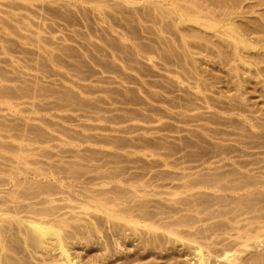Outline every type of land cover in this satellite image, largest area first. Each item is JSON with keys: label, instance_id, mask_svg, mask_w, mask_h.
Returning <instances> with one entry per match:
<instances>
[{"label": "rangeland", "instance_id": "1", "mask_svg": "<svg viewBox=\"0 0 264 264\" xmlns=\"http://www.w3.org/2000/svg\"><path fill=\"white\" fill-rule=\"evenodd\" d=\"M52 1H54V3ZM102 1L104 2V0ZM113 1L114 0H105V4H107L108 6H105V8L103 6L104 9L103 8L102 9L103 10L106 9L104 12L107 14L106 17L104 13L100 14L98 12L97 14V12H95L93 7H91L92 4L82 6L76 3H71L72 6L71 8L70 4H68V7L66 6L67 3L65 2V0L63 1L60 0V2L58 0L57 1L56 0H41V1L40 0L38 1L0 0V200H2L1 201L2 203L0 202V205L2 204L1 208L2 209L4 208V210H6L5 208L7 207H8L7 209H9V206L11 208L15 204L14 201H17L16 200L17 197L19 195L22 196L24 193L26 194V192L27 193L29 192L30 196L32 195L35 196V194L37 193L36 188L37 187L39 188L40 185H42V188L40 189H43V187L46 189L47 187L50 188L52 191L49 189L48 191H51V193L53 194L51 196L52 198L49 197V199L56 200V201L54 200L56 203L53 202L51 203L52 206L57 207L58 205L57 207L58 211L59 209H61L60 212H58V214L59 215L61 213L64 214V215L61 214L62 217L61 216L60 217L62 219L64 218L67 219V217L69 216L67 221L70 220L71 222L70 221L68 222L70 224L73 221H77V222H73L74 225L72 224L71 227L67 228L65 230L66 232H64V234L68 233L66 234V237L68 235L71 237L67 239L65 238L66 240L65 246H67L68 248L67 251L70 254V257L73 258V261L74 260L76 261V264H128V263L130 264H197L198 256L195 257L196 255L195 250L193 249V246H191V244L192 245L194 244V247H196V244L203 247L207 246L206 248L208 249L201 247L205 257L207 258L208 256L209 259L212 261L211 263L204 261L206 264H217L216 262H219L220 260L214 258L213 259L215 260L214 263L213 260L211 259V257L213 256L211 254L212 253L222 254L223 252L222 249H224L225 247L226 249H228V251L225 249L226 251L225 253L228 256H231L233 254L236 255L237 251H241L240 253H237V255L239 254L241 256L242 259L241 258L240 259L242 261L244 259L245 261V263L244 261L243 262L241 261L242 262L241 263L237 259L238 262H240L241 264L243 263L246 264L249 258H250L249 261H251L249 263L251 264L252 263L257 264L259 260L260 263L262 264V260L260 259V257L261 258L264 257L263 256L264 255V239H263L264 222H261L262 221L261 219H264V185L261 186V184H263L264 182L263 181L264 180V77H263L264 63L260 62L259 58L260 57L264 58V51L262 50L264 46V40H262L263 37H261L258 33L257 34L253 33V35L252 33L250 34L248 33L250 35V38H252L251 40H254V44H253V42H251L249 38L250 40L249 42L252 43L251 46L252 45L255 46L250 47L249 45L247 50H241L239 52L240 56L242 57V61L244 60V62L242 61L239 62L238 60H234L233 58H231L232 56L230 55V53H228V55H226L227 53H225L222 57L220 56V58H218L215 54L216 51L214 49L216 48L215 45L219 46L220 43L227 44L228 42L226 43V39L223 38L221 40L218 39V37H216L214 34L213 36L212 32H204L205 33L204 35V33L200 31L202 33L201 35L202 36L204 35L205 37V38L203 37V39L208 41V43L207 44L204 43L206 45H204V47H199V48L204 49L207 47L206 48L207 50L209 47L207 51L201 52L202 50L201 49L199 50L197 47L200 46V43L202 44V42H205V40H201L202 42H200L199 45L197 43L196 45L193 46L196 48L193 47L190 48V53H192L191 55L194 58L192 56L191 57L195 61H197L195 62L196 65L193 62L194 64L193 67L197 69L195 72L199 73V75L203 73V75H201L203 77V80L206 77L205 78L206 85L203 83L204 81H202V77L201 78L198 77L201 79L200 81L203 84L201 86L205 88L207 87L206 89L208 91L207 92L204 91V93L208 97L211 96L212 99H210V103L214 104L215 102L216 103L220 102L219 104L222 105L220 106L217 103V106H219V110H218L220 111L219 113L217 111V108L210 107L211 105L209 104V102H207L208 98H206L207 101L203 99V96L204 98L207 97L205 96V94L200 93L201 96L200 97L199 94H194L195 92L193 93L194 88H192L193 91H191V87L188 86L189 85L188 83L193 84V86L191 84L190 85L194 87L195 85V82H193L195 81L194 79L190 78L189 80L187 78L188 80L186 79L187 82L186 80L185 82L188 85L184 81H183L184 83H182L179 81L180 79L176 77L173 78L174 75L171 74L172 75L171 76L168 73H166L165 69L167 68V66L165 63L163 64L161 63L163 61L159 60V62L157 63V59L155 60L153 58L152 62L155 61V63L157 64L160 63L162 64V65H156L158 67L153 68L155 67V65L153 66L151 61L149 62L152 65L149 62H147V60L145 61L143 59L145 55L143 56V54L141 53L142 56H140L141 54H138L133 50V45H135L133 44V42L135 40L134 43H137V45L142 44V47H144L145 45H149L150 47H152L151 50L156 49L155 51L153 50L155 54L161 52L162 49L159 50L161 46L163 47V51L166 49V47L168 51L174 47L175 49L173 48V50L175 52L173 50H171V52L172 53L174 52L175 54L176 51L178 50V47L176 46H180V47L182 46L180 45L181 42H179L178 44V41L180 40V35L179 36L177 35L179 34L177 30L178 26L176 30L175 28L172 27L173 31L175 30L174 31L175 33L172 31V29L169 31L171 32L170 33L171 36L174 35L176 38L179 37L177 38V40L178 39L179 40L178 41L176 40L177 41L176 42L173 36L172 39L174 40L173 41L174 43H172L171 45L172 42L171 37L166 35L168 32L166 30L167 29L166 26L168 25L166 24L169 19L167 21L165 19L164 22H163L164 19L163 20L158 19L161 22H157V24L155 22L158 20H155V22L150 21L151 22L150 23L148 19L149 16L151 17V15L148 16L149 13L147 12H146L147 14L144 13L145 9L142 8L144 7L143 3L139 1L140 6L138 3L135 4V5L138 4L137 6L135 5L132 6L134 7V9H136L137 12L141 8L140 11L142 12L143 10L142 13L146 16L145 19L148 17L145 22L143 20L144 23L142 27V23H141L142 20L141 22H139L140 20L138 21L139 18L137 17L139 13L138 14L135 13L136 11L132 10L133 9L132 6H129L132 7L130 8L131 10H129V7L125 6L127 8L126 9L122 7L124 6L123 3L121 4L120 1L116 0L118 1L116 2L118 6L119 3L120 5H122L121 8H117L118 11L119 10L121 11L117 14L118 11L114 9L115 7L113 6V5L116 6V4L115 2L113 3ZM256 1L257 0H244L242 2L239 1L240 3H242V5H246L247 8L243 6L244 9H242L243 8L241 7L242 5L240 6V8H238L239 10L241 9L240 12L242 15L240 14V12L238 15L237 11L239 10L235 9L236 11H233L235 12L233 13V15L236 14L237 16L234 15V19L232 18L233 16H230V18H232V21L236 20V22L234 21V23L236 24L241 22L239 23L241 25L240 27H244L242 26L243 22L247 24L248 21L247 22L245 21L249 20V23L251 22L253 23V19H254V24L258 25V26L256 25V28L258 29L259 27L262 26L263 28L261 27L259 31L264 30V21L259 22V20H261L262 18L264 19V15H262L261 17V14H264V5H263L264 1L262 0L263 2L262 4L259 3L261 1L257 2V4L259 5L256 4H255L256 6L253 5L254 8L248 6L253 3H256ZM240 3L236 2L237 6L240 5ZM72 4H74L75 6ZM237 6H235V8ZM109 7H111L110 8L111 10L109 9ZM83 8H85V11L83 10ZM248 8L249 9L253 8L254 10L253 11L250 10L252 12L248 13L250 12ZM81 9L83 11H81ZM122 9L124 10L122 11ZM115 10L117 12H115ZM242 10H244L245 14H243ZM130 11H131V16H129L130 17L129 18L127 15L129 14ZM124 12L126 14H124ZM132 13L135 15V17H137V20ZM108 14L110 15L109 19H108ZM140 14L139 17L143 19L144 16ZM114 16L118 21L115 19ZM132 17L134 18L133 20L135 21L129 20ZM98 18L99 20L104 19L106 22L112 19L113 22L103 23L102 22L103 20L99 21ZM76 19L77 21H75ZM81 19L84 20L82 21ZM86 21H88L89 25L86 23ZM131 21H133V23ZM136 22L137 24H135ZM162 22L164 23L163 24L164 26L166 25L164 27L166 29L165 30L163 29L166 32L163 31L162 33L163 36L161 34V38L164 39V36H166L167 39H169L171 42L170 44L169 42L164 43V41H166L167 39H165L164 41H161L162 40L161 39L159 41L162 43L159 42L160 43L159 45L158 43L156 44L157 48L159 46V49H157L156 46L155 47L151 46V44L154 45L155 42L151 44L150 42L156 41L160 37L161 32L160 31L158 32L157 29L159 30L160 27L158 28V26ZM126 23L128 25H126ZM129 23H131V25ZM249 23L248 26L246 25L248 29H250L249 28L250 25L251 28L252 27L255 28V26H252V23L251 24ZM111 24L115 26L113 27ZM150 24H154V25L156 24L157 25L155 26L156 29L153 25H152L153 27L151 28ZM192 26L193 25H190V27L188 25L187 26L180 25L179 27L181 29L180 28L178 29L184 32L186 30H190L195 27ZM120 28L121 29L123 28V30H125L124 32L126 33H122L123 30L117 31V30H121ZM160 29H162V27ZM146 31L147 33H145ZM259 31H255V32H259ZM118 32L119 34L122 33V35L119 36V34H117ZM154 32L157 34H155ZM128 33L130 37L132 36L130 39L131 41L128 39V36H125V38L127 37V39L124 42L120 43V40L123 41L121 37L124 36V34L126 35ZM117 35L119 36V38ZM154 35L155 36L158 35V38L157 36L155 37ZM113 39H117L119 43L117 42V40H113ZM151 39L153 40L150 41ZM186 40L188 43H190V41L191 43L193 42L192 38H189L187 36H186ZM197 40L198 39H194V42H198ZM131 42L133 45L131 44ZM109 43L111 47L112 45L113 46L116 45L115 47L118 49V51H120L121 48L122 49L125 48L124 50L121 51L123 55L120 54V52L118 53L116 48H115L116 50L109 48L107 46L109 45ZM123 43H125V45ZM163 43L164 45H162ZM165 44L166 45L169 44V46L171 45V47L165 46ZM193 44L195 43H192L191 46ZM106 46L109 48V50L111 49L117 52L116 57L118 54H120L118 57L121 58L126 57L125 59L122 58L124 59V61H121L120 63L119 61L120 58L118 60V57L117 58L115 57L114 59H112L113 60L112 61L109 56L111 55V52H109ZM201 46H203V44ZM98 47L102 49L104 52L98 49ZM145 47L144 49L149 50L147 46ZM129 48H131L133 52ZM166 51L161 53L167 54L168 52ZM195 51L198 53V55L197 53H195ZM198 51H200L201 53ZM124 52H127V54H125ZM153 52H151V55L154 56L155 54ZM134 53H136V55H134L133 58L132 56ZM193 53L195 54V56ZM135 58L139 60H136ZM155 58H157V55ZM131 59L134 60L132 61ZM122 62L128 63L126 64L127 69H125L124 67L125 63L122 66ZM130 62L132 63V65L135 66V68L137 65L142 70L139 67L138 68L140 70L138 68L135 69ZM134 62H137V64H134ZM129 64L136 71H133L134 69H131L132 71H128V69L131 68L128 66ZM164 64H165V68L163 67L162 69L160 67L162 70L160 69L158 70L159 66H164ZM119 65L121 66V68ZM145 66H147V69L145 68ZM235 67L237 68L238 71L236 72L237 78L233 73V68ZM188 68L189 67H187V73L190 74ZM118 69H121V71L120 70L118 71ZM143 69L148 70L146 72H149V74L151 72L152 73L154 72L153 76L151 75L152 77L149 74L148 77L146 74L147 76L146 78L148 80L144 79L153 82L152 84L150 82H146L154 86L153 88L152 86L148 87L150 85H144L146 84L144 83V81L142 83V79L144 78V76L143 78H139V79L137 78V77H141L140 75L138 76V74L139 71L142 74V71H144ZM152 69L154 70L150 71ZM199 70L201 72H199ZM157 72L158 75H156ZM192 72L193 71H191V73ZM118 74H120L121 76ZM126 74L135 77L133 79H130V81L135 79L141 80L140 82L143 85L141 83H138L139 81H136V83L138 85L140 84L141 87L140 86L138 87L137 84H132L135 81L124 83L126 81H129V79L125 80V78L128 77ZM125 75L126 77H124ZM163 75L164 78L166 77L167 79H164ZM119 76L123 78L124 81L123 79L121 80ZM168 77L169 78L172 77L170 79L172 81H169ZM192 77L195 76L193 75ZM218 77H220V79ZM224 79L226 80L228 79L230 81L227 80L226 83ZM165 80H168L167 82L169 84L173 82V84L175 85L176 83L177 86L175 87L173 86L171 87L172 88L171 89L170 88L171 85H169L168 88H170V90H168V92L166 93L167 82H164ZM155 82L156 83L158 82V84H155ZM160 82L164 84V85L162 84L163 87H161V89L159 88ZM177 83H179L180 85ZM208 84L209 87L211 86L210 89H208L209 88ZM155 85L157 86L155 87ZM142 87L145 88L143 89ZM186 89L189 93L192 92L194 95H198V96L192 97L194 95L192 93L188 94ZM172 91H173V95H172ZM183 91L186 92L184 93ZM150 92L154 93V95L153 94L152 95L156 97L157 94L160 95L162 98H163L162 95H164L163 99H166L168 96L167 99L169 102H170L169 97L174 98V96H176L174 99L176 100L177 104H178L177 101L178 99L185 98V101L188 99L189 102L186 101V104L184 99L183 100L181 99V101L179 100V103H184L183 105L185 107L187 106V102H188L190 103L192 108L193 104L191 103L192 101H194L196 97L200 98V100H202L203 103L196 98L195 101L193 102L195 104V106L193 107L198 108L200 106L199 109L194 108L191 110V108H188L190 107V105L188 104L189 106H187L186 108L190 109L191 111H188V109H186L187 111L183 109L184 112L179 114L177 108L176 111L174 110L175 105L173 106L169 105L173 108L172 109L171 107L167 106L168 104L166 105L165 101L167 100L163 101V99L160 100L161 102L160 105L158 102L159 100L158 101L156 100L160 97L157 98L155 97L156 99H154L152 95L149 96L151 94ZM163 92H165L166 94H164ZM147 94L152 99L149 100ZM144 95L146 96L144 97ZM186 96H188V98H186ZM190 98L192 101H190ZM153 99L156 100L157 103H155ZM214 99L215 100L217 99V101H215ZM240 99L243 101L241 103H238ZM175 100L173 102H175ZM213 100L215 102H213ZM150 101L151 103H149ZM162 101L165 105H162L163 104ZM204 101H206L207 103ZM173 102L171 101V104ZM230 102L232 103L231 105L234 104L233 106H231L232 109L234 108V106L237 107V108L235 107L236 109L242 108L243 111H245L244 115L242 109L241 112L240 110H236L230 112L226 111V113H223V110L221 109L226 108V106L227 109L225 110L231 109ZM204 103H206L205 105L208 106L205 107ZM225 103L227 105H225ZM237 103L240 106H243L244 108L239 107ZM177 104L176 107L178 106L179 108V105ZM213 104L212 106H214ZM183 105H181V107ZM150 106L151 108H149ZM153 106L155 107V109ZM163 107L165 109H163ZM167 107H169L170 109L167 110ZM152 108L154 109V111H159V109H161L160 110L161 112L160 113L155 112L158 115L156 114L154 115L152 114L153 113ZM207 108L208 110H206ZM171 110L173 112L175 111L176 113H178L177 115L179 116H183L182 114L187 115L185 116V119H183L184 116L182 118L178 117V119L184 120L183 121L184 124L182 122L181 124L180 121L179 122L177 121L178 120L176 119L177 117H174L176 113L174 115L171 114L172 112ZM183 110L180 109V112ZM149 111L150 112L152 111V113L150 114ZM168 111H170L169 114L167 113ZM201 111L202 114H200L199 116V114L197 113L199 112L201 113ZM235 112L236 115L234 114ZM237 112H240L241 115ZM193 113L194 115H192ZM205 113L209 114L208 117L210 120L206 119L205 121V118H207V114ZM237 114H239V116H237ZM170 115L172 116V118H170L171 117ZM193 116L195 119L192 118ZM227 116H229L230 119ZM247 116L250 117L247 118ZM173 117L175 118L176 121H174ZM188 117H190L193 121L190 118L188 119ZM197 117H199L198 118L199 120L197 119ZM201 117L203 119L200 120ZM212 118H213V122L215 120V123L211 122ZM222 118L223 120L227 118L229 121L225 119L226 121L225 123V121H223ZM250 118L251 119L253 118L252 119L253 121H250L251 120ZM185 120L187 122L186 124H185ZM207 121H209L210 123L208 122L209 124H207L206 123ZM257 123L259 124L261 123L260 126L262 127L260 126L258 127ZM223 124H225V126ZM205 126H208L207 127L208 130L205 128ZM209 127H211V129ZM212 127L213 128L215 127L214 128L215 130H213ZM206 131L208 132V134ZM218 133H220L221 135ZM209 134L211 135L209 136ZM215 134L216 135L218 134L221 137L216 136ZM222 151L224 154L226 153L225 155L228 158L222 153ZM45 173L53 174L54 176L43 177L42 174ZM228 175H230L229 178ZM52 178H55L56 180ZM225 178H227L228 180ZM230 178L232 179L231 181ZM240 178L242 180H239ZM254 178L255 179L258 178L257 180L258 181L260 180L259 181L260 183H258L257 180H256L257 182H254L255 181ZM217 179L218 180L221 179V180L218 181ZM250 179L253 185L252 183H250ZM253 179L254 181H252ZM215 180L217 183L213 182ZM232 181L235 183H233ZM261 181L263 182L261 183ZM33 182L34 183L36 182L37 184H34ZM229 182L230 185L228 186ZM44 183L47 185V187L43 185ZM201 183H203L204 185ZM257 183L260 185H258ZM207 184L209 185L211 184L212 186L211 185L207 186ZM235 184L238 185L237 188L235 187V190L236 189L237 190L232 191L234 189V187L232 188V186L233 185L236 186ZM225 185L228 188L225 187ZM216 187L217 188L222 187L221 189L218 188L220 192L215 190ZM229 188H231L232 190H230ZM114 189L117 192L119 191V193H117L116 191L114 192ZM133 189H136V191ZM225 189L226 191H224ZM105 191L107 192L106 194L104 193ZM111 191L113 192L110 193ZM244 191L245 192L247 191V193H245ZM250 191L252 192L255 191V195H252ZM256 192L258 193V195ZM113 193H115L114 197L112 196L114 195ZM250 195L253 197H251ZM105 196L107 198H105ZM116 196L117 197L121 196L122 198L118 199ZM230 196H232L233 199ZM111 197L113 199H110ZM234 197L235 198L237 197V199H235ZM257 197L259 198V200ZM40 198L41 199L43 198L42 204L46 206V204L44 203V201H46V199H44V195L43 196L41 195L38 199L34 198L35 199L34 201L33 199L30 200L28 199V201L29 203H33L35 207L37 204V206H40L41 208L42 205L41 202L40 205H38L39 203L35 204V201L40 200ZM92 198L94 199L96 198V200L98 199L101 200L105 198L106 200L109 199V201L110 200L113 201L112 202L113 204L110 202L107 205L111 204L110 207L112 209L114 208L115 210L117 208L118 209L117 211L120 212L118 213L120 218H122V216L130 218L129 216L133 215V217H131L132 220L139 222V224H137L139 226L137 225L134 226L132 223H128V222L126 223V221L122 219H116L114 217L111 218L107 215V212L105 211H97V210L95 211L94 207L97 205L98 202L91 203V201H94L92 200ZM245 198L246 199L249 198L251 202L248 201V199L246 200ZM252 198L256 201H253ZM5 199L8 200L6 201ZM240 199H242L243 201H241ZM10 200L13 203L10 202ZM126 200L129 202H127ZM133 200H135V203L133 202ZM236 200L237 203H235ZM3 201L6 203H4ZM143 201L144 204L142 206L140 203H143ZM23 202L22 203L20 202L21 205L27 204V203L23 204ZM85 202L86 204H88V207L86 210L84 209L82 210L83 207H81V205L84 206ZM249 202L250 204H248ZM252 202H256V203H252ZM11 203L13 205H11ZM5 204H7V207H4ZM99 204L101 203L99 202L98 205ZM43 205L42 207H44ZM136 205L137 207L135 208ZM128 206L132 207V209L127 208ZM159 206H163V207L166 206V208L163 207L160 208ZM141 207L144 209V211L143 209H141L140 211ZM137 208L139 209L141 214L138 213ZM136 209L137 211H134ZM154 209L155 210L161 209V211L160 210L155 211ZM194 209L197 210L198 213H196ZM130 210H132V213ZM145 211H147L148 216L142 215V212L143 214H146L144 213ZM162 211L166 213L164 214L162 213ZM221 211L224 212L222 213ZM218 213H220L223 216L219 215ZM241 213L244 214L241 215ZM152 214L154 215V217ZM230 214L234 215V217L230 216ZM89 216H91V218ZM143 216H145L146 218L145 217L142 218ZM72 217L74 218L77 217V219L72 221L73 219ZM206 217L207 219L205 220ZM107 218L113 220L111 221L109 220L106 223V220H108ZM251 218L254 219V223L253 220H251ZM3 219L5 220L4 217ZM80 219L82 221H80ZM197 219H203V220H199V222H197ZM258 219L260 220L259 222ZM114 220L119 221V223L114 222ZM154 220H156L155 221L156 224H154L155 223ZM165 220L168 221L169 224L172 226L176 222L177 223L175 226H179L178 222H180L181 223L180 228L175 226H173L175 228L170 227L172 228V230L174 229V234L171 235L165 234V232L162 231L161 227L158 228L157 230L152 229L154 233L152 232V230L150 231L154 235L150 233L149 235H152V237H150L148 235V233L150 232L149 229L146 230L144 229L145 227H141V225L143 224H151L154 227H159L161 225V222L163 223L166 222ZM173 220L174 221L177 220V221L174 222ZM245 220H247L248 223ZM85 221L86 222L88 221L89 223L88 222L86 223ZM183 221L187 223V224L185 223L186 225H183L184 227L182 226ZM190 221L192 222L195 221V223L193 224ZM255 221L257 222L255 223ZM81 222L83 225L86 223V226L87 224L89 227L93 226V229L91 230L92 227L90 228V230L89 227L85 228L86 226L85 225H84L85 227L82 226ZM120 222L122 224H120ZM245 222L246 225H244ZM4 223L7 222L0 221V229L4 228L3 231L1 230L0 234L3 232L1 236L4 238L7 251L4 250L6 251V254H4V251L3 252L0 251L1 254L0 261H2L1 257L2 259H4L8 254V257H6L5 260H3L6 261L5 264H7L8 262L9 264H19V263L20 264H33V263L62 264L61 261L58 260L59 259V257L57 256L58 254L56 252H51V251L49 252V250H47L48 252L46 251V254L45 252H42L44 253L43 254L44 256L41 254V258H40L41 260L37 259L39 258L40 253H38L39 256L37 257V254H32V251L31 253H29V250L31 249L28 250L27 248H25V246L24 247L21 246L23 245L22 244L23 242H21L19 238L21 235L19 236L18 233L17 235L15 232L16 230H13L17 227L16 224H14V222L13 223L11 222L10 224L12 226L11 227L8 223L7 224ZM95 223L97 224L95 225ZM258 224H260V226H258ZM7 225L9 226L7 227ZM77 225H79V227L75 228L74 226ZM115 226H117V228ZM231 226L234 228H231ZM73 227L75 231L71 229ZM222 227H224L225 229L229 227L226 230L227 231L229 229L230 230L227 233V231ZM132 228H134L136 232ZM138 228H142V229L139 230ZM235 228L238 229L235 230ZM250 228H251L250 231H252L253 229L254 230L250 232L249 231ZM68 229H71L72 231L69 230L71 231L69 232ZM86 229L88 230L86 231ZM177 229L179 230L178 233L176 231ZM212 229L214 231H216V229L219 232L221 231L220 235L218 231H216L218 232L217 234ZM12 230L14 233L12 232ZM204 230H206L208 233ZM243 230L244 232L248 230L249 232L246 231L245 233L249 234L250 237H253L251 235L254 234L256 236L258 235L257 239H259L258 241L261 242L255 240L254 241L259 245L256 244L255 246V243H253L254 242L253 239L250 238L251 240L249 239L245 243L246 246L250 248L247 249L241 247V243L245 239V235H244L245 233L241 232ZM159 231L161 232L160 235H159L160 233ZM180 231H182L183 234L182 232L180 233ZM75 232L77 233L79 232V235L81 236L79 237V235H77ZM85 232L88 233L86 234ZM232 232L234 234L235 232L237 233L235 235H232L233 234ZM8 233L10 234V236L12 234H15L14 238L13 235L10 237ZM184 233H187L188 235L189 233H192L190 234V236L191 235L193 236L188 238L186 236L187 234L185 235ZM211 233H215V234H211ZM238 233H240V235ZM242 233L244 234L242 235ZM155 234L159 236L157 237ZM227 234H229V236ZM237 234L238 237L236 236ZM194 235H196L197 238L199 237L201 239L199 238L195 239L196 236L194 237ZM205 235L207 236L206 239H205L206 237ZM75 236L76 239L80 238L78 239L79 242L78 240L74 239ZM160 236L163 237V239ZM169 236L171 239L169 238ZM201 236L203 237L204 240L202 239ZM16 237L19 239H17ZM192 237L194 239H190ZM212 237H214L213 240ZM230 237L232 238L230 239ZM140 238L142 241L140 240ZM6 239L9 242L6 241ZM153 241L156 244H154ZM158 242H160V244ZM221 242L224 243L221 244ZM137 244L138 246H136ZM143 244H145L146 246ZM8 245L9 247H7ZM151 245L153 246V248ZM141 246L145 247L146 250L143 249V247ZM12 247L14 249H12ZM209 247H212L213 249ZM244 249H246L247 252L244 251ZM25 250L28 252H26ZM207 250L208 251L210 250V252L212 253L210 254L209 252H207ZM9 252L11 253V255ZM30 254H32L33 257L30 258V256H32ZM17 255L22 263L18 260ZM257 255L260 257H257ZM13 258L15 259V263H13L14 262ZM253 258L254 260L252 261L251 259ZM27 259L29 260V263ZM42 260L45 261L43 262ZM2 263L4 264V262ZM235 263H237V261ZM260 263L258 262V264Z\"/></svg>", "mask_w": 264, "mask_h": 264}, {"label": "bare ground", "instance_id": "2", "mask_svg": "<svg viewBox=\"0 0 264 264\" xmlns=\"http://www.w3.org/2000/svg\"><path fill=\"white\" fill-rule=\"evenodd\" d=\"M22 1H23V0H22ZM24 1H25V0H24ZM27 1H28V0H27ZM32 1H35V0H32ZM36 1H38V0H36ZM40 1H41V0H40ZM56 1H57V0H56ZM58 1L60 2V0H58ZM62 1H63V0H62ZM118 1H120L121 4L123 3L124 6L120 5V3H119V6H120V7H119V6L116 4V2H118ZM118 1H116V0L113 1V3L115 2V4H116V6L113 5V6L115 7L114 9H116L117 11H118L117 8H121V6L124 7V8H126L125 6H127V7L132 6V5L134 6L136 3L139 4V3H140L139 1H141V2L143 3V6H144V7H142V8L145 9V10H144V13H145V14L149 13L148 16L151 15V17L149 16V19H151V20L148 19L149 22H150V21H151V22H155V20H158V19H160V20H161V19H162V20L164 19V20H163V22H164L165 19H166V21L169 19V20H168V21H169V24H168V21H167V24H166V25H168V26L165 25V26L167 27V29L164 28L165 26L163 25V24H164L163 22H162L161 24L159 23L161 26L158 24V25H159L158 28H159V27H160V28L162 27V29H160V28H159V30L157 29L158 32H159V31L161 32L159 38H158V35H159V34L156 35L157 38H158V40H156V39H155V40H156L157 42H156V41H152L153 39L150 40V41H152V42H150V44L155 42V44H154V45L151 44V46H153V47L156 46V48H157V45H156L157 43H158V45H159L160 43H162V42H160L159 40L162 39V38H161V34L163 33V31H164L165 29L169 32L171 29H172V31H173V28H175V30H176L177 26H178V28H180V27H179L180 25H182V26H183V25H184V26H185V25H186V26L188 25L189 27H190V25L195 26V27H194L195 29L193 28V29H190V30H186V31H184V32L181 31V30H179V29L177 28V30H178V32H179V34H177V35H178V36L180 35V40H179V39H178L179 41L177 40V38H179V37L176 38L174 35H173V36H174L175 41H176V40L178 41V44H179V42L182 43V44L180 43V45H182L181 47H180V46H176V47H178V50L176 51L175 54H178V55H175V54H174V52H175V51L173 50L174 47L171 49V50L174 51L173 53L171 52V50L168 51L167 47H166V49H165V47H164V49H165L164 51L167 50L166 52H168V53H167V54H165V53L162 54L164 51H163V47L160 45L162 48L160 47V49H159V46H158L157 49H159V50L162 49L161 52H162V51H163V52L161 53V52L157 51V52H159V53L155 54V52H153L154 49L151 50L152 47H150L149 45H145V46H147V48H149V50L147 49V50H148V51H147L146 49H144V47H145L144 45H143L144 47H142V44H141V45H140V44L137 45V43H134L135 40H134V42L132 41L133 44H135V45H133L132 42H131V44L133 45V50H134V52H136V53H138V54H141V53H142L143 56L145 55L144 58H143L145 61L147 60V62H149V61L152 62V61H153V58H154L155 60L157 59V63L159 62V60L163 61V62H161V61H160V62H161L162 64H163V63L166 64V66H167V68L165 69L166 73H168L169 75H171V74L174 75L173 78L176 77V78L180 79V80H179L180 82L184 83L185 80H186L187 78H188L189 80H190V78H191V79H194L195 81L192 80L193 82H195L194 87H192L193 84L188 83V84H189V85H188V84L186 83L188 79L186 80L185 83H186L188 86L191 87V91L194 90V91H193V93L195 92L194 94H199V96H200V93L205 94L204 91L207 92L208 90L206 89L207 87L205 88V87L201 86V85H203V84H202V82L200 81V80H201L200 78L202 77L201 75H203V73H201V74L199 75V73L195 72L197 69H195V68L193 67V65H194L193 62L195 63V62H197V61H195V60L193 59L194 57L191 55L192 53H190V48L193 47L194 45H196L197 43H198V45H199V43L202 42L201 40H205V39H203V37H204V35H205L204 32H212V35L214 34L216 37H218V39L221 40V39L223 38V39H226V43L228 42L227 44H223V43L221 44V43H220L219 46H216V45H215V47H216L217 49H216V48H214V49H215L217 52H216L215 50H214V51H215V54H216V56H217L218 58H220V56L222 57L225 53H227L226 55H228V53H230V55L232 56L231 58H233L234 60H238L239 62L242 61V57L240 56V53H239V52H240L241 50H247V48L249 47V45H250V47H254V46H255V45H254V46H253V45L251 46V44H252L251 42H253V44H254V40H251L252 38H250V35H249L250 33H252V35H253V33H256V34L258 33L261 37H263L262 40H264V30L259 31L260 28H261L262 26L259 27L258 29L256 28V25H257V24H256V25L254 24V19H253V23L251 22L252 20H251L250 22L252 23V26H255L256 29L253 28V27L251 28V25H250V27H249L250 29H248L247 26H248L249 20H246V21H245V22L248 21L247 24L244 23V22L242 23V24H243L242 26H244V27H240L241 25H240L239 23H241V22H239V23H238L239 25H238V24L234 23V21L236 22V20L232 21V18L234 19V15H236V14L233 15V13H235V12H233V11L239 10L238 8H240V6L242 5V3H240L239 1L242 2V1H244V0H238V1L235 0L236 2L240 3V5H238L239 7L237 6L236 2L233 1V0H118ZM135 1H136V2H135ZM137 1H138V2H137ZM259 1H261V2H259ZM263 1H264V0H263ZM52 2L54 3V1H52ZM65 2L67 3V5H66L67 7H68V4H70V6H71V3H76V4H79V5H82V6H83V5H89V4L91 5V4H92L91 7H93V9L95 10V12H97V14H98V12H99L100 14H103V13L105 12V10H106V9H105V10H103V9L105 8V6H108L107 4H105V0H104V2H103L102 0H65ZM109 2H110V1H109ZM257 2H259V3H261V4L263 3L262 0H257L256 3L251 4L252 6H251V5H248V6L253 7V5H254V6L259 5V4H257ZM55 3H56V2H55ZM106 3H107V1H106ZM111 3H112V2H111ZM113 3H112V4H113ZM142 3H141V4H142ZM138 4H137V5H138ZM255 4H256V5H255ZM261 4H260V5H261ZM72 5H74V4H72ZM137 5H135V6H137ZM145 5H146L147 7H146ZM263 5H264V3H263ZM74 6H75V5H74ZM103 6H104V8H103ZM133 6H132V7H133ZM139 6H140V4H139ZM235 6H237V7L235 8ZM243 6H245V8H247L246 5H242L241 7H243ZM111 7H112V6H111ZM111 7H109V9H110ZM132 7H129V10H131L130 8H132ZM145 7H146V8H145ZM71 8H72V6H71ZM102 8H103V9H102ZM253 8H254V7H253ZM253 8H252V9H251V8H250V9L248 8V9H249V11H250V10L253 11V10H254ZM73 9H74V8H73ZM75 9H76V8H75ZM78 9H79V8H78ZM112 9H113V8H112ZM126 9H127V8H126ZM140 9H141V8H140ZM140 9H139V11L137 12L136 9H134V7H133L132 10H135V11H136L135 13H137V14L139 13V14H140V12H141ZM235 9H236V10H235ZM242 9H244V7H243ZM76 10H77V9H76ZM83 10L85 11V8H83ZM83 10L81 9V11H83ZM110 10H111V9H110ZM116 10H115V12H117ZM123 10H124V9H122V11H123ZM240 10H241V9H240ZM240 10L237 11V12H238V15H239ZM78 11H79V10H78ZM92 11H93V10H92ZM102 11H103V12H102ZM252 11H250V12H248V13H251ZM87 12H88V11H87ZM101 12H102V13H101ZM106 12H108V11H106ZM111 12H112V11H111ZM119 12H121V11L119 10V11L117 12V14H118ZM142 12H143V10H142ZM142 12H141L140 15H143V16H144V17L142 16L143 19H141V17H139V14H138L137 17L139 18L138 21L140 20L139 22H141V20H142L141 23H142V27H143V23L146 21V19H147L148 17L145 19L146 16H145ZM146 12H147V13H146ZM237 12H236V13H237ZM242 12H243V14H245V13H244V10H242ZM254 12H255V11H254ZM254 12H253V13H254ZM81 13H82V12H81ZM81 13H80V14H81ZM84 13H85V12H84ZM89 13H90V12H89ZM133 13H134V12H133ZM133 13H132V14H133ZM78 14H79V13H78ZM100 14H99V15H100ZM104 14H105L106 17H107V14H106V13H104ZM114 14H115V13H114ZM117 14H116V15H117ZM124 14H126V13L124 12ZM127 14H128V13H127ZM137 14H136V15H137ZM240 14H241V12H240ZM86 15H87V14H86ZM99 15H98V16H99ZM116 15H115V16H116ZM121 15H122V14H121ZM133 15H134V14H133ZM133 15H132V16H133ZM241 15H242V14H241ZM258 15H259V14H258ZM262 15H264V14H261V17H262ZM80 16H81V15H80ZM82 16H83V14H82ZM115 16H114V17H115ZM119 16H120V15H119ZM127 16H128V17L131 16V11L129 12V14H128ZM230 16H233V17L230 18ZM236 16H237V15H236ZM259 16H260V15H259ZM85 17H86V16H85ZM95 17H96V16H95ZM100 17H101V16H100ZM109 17H110V15L108 14V19H109ZM112 17H113V16H112ZM116 17H117V16H116ZM116 17H115V19H116ZM124 17H126V16H124ZM124 17H122V18H124ZM134 17H135V15H134ZM137 17H135L136 20H137ZM79 18H80V17H79ZM81 18H82V17H81ZM93 18H94V17H93ZM102 18H103V17H102ZM104 18H105V17H104ZM129 18H130V17H129ZM129 18H128V19H129ZM235 18H236V17H235ZM87 19H89V18H87ZM133 19H134V18L132 17V18L129 19V20H133ZM260 19H261V18H260ZM262 19H263V18H262ZM262 19L259 20V22L264 21V19H263V20H262ZM81 20H82V19H81ZM83 20H84V19H83ZM83 20H82V21H83ZM91 20H92V19H91ZM98 20H99V18H98ZM98 20H97V22H98ZM100 20H101V21L103 20V21H102L103 23L106 22L104 19H100ZM100 20H99V21H100ZM110 20H111V21H110ZM110 20L107 21L106 23H108V22H113L112 19H110ZM116 20H117V19H116ZM122 20H123V19H122ZM143 20H144V22H143ZM160 20L156 21L155 23L157 24V22H161ZM75 21H77V19H76ZM78 21H79V20H78ZM88 21H90V20H88ZM88 21H86L87 24H88ZM94 21H95V20H94ZM114 21H115V20H114ZM117 21H118V20H117ZM123 21H124V20H123ZM125 21H126V20H125ZM133 21H135V20H133ZM133 21H131V22L133 23ZM91 22H92V21H91ZM115 22H116V21H115ZM127 22H128V21H127ZM151 22H150V23H151ZM237 22H238V21H237ZM84 23H85V22H84ZM251 23H249V24H251ZM87 24H86V25H87ZM92 24H93V23H92ZM99 24H100V23H99ZM99 24H98V25H99ZM113 24H114V23H113ZM113 24H111V25L113 26ZM129 24L131 25V23H129ZM135 24H137V22H136ZM148 24H149V23H148ZM156 24H155V25H154V24H150V25H151V28H152L153 26H154V27L157 26ZM244 24H245V25H244ZM86 25H85V26H86ZM88 25H89V24H88ZM111 25H110V27H111ZM118 25H119V24H118ZM123 25H124V24H123ZM126 25H128V24L126 23ZM144 25H145V24H144ZM152 25H153V26H152ZM162 25H163V26H162ZM246 25H247V26H246ZM104 26H105V25H104ZM108 26H109V25H108ZM114 26H115V25H114ZM114 26H113V27H114ZM120 26H121V25H120ZM148 26H149V25H148ZM193 26H192V27H193ZM245 26H246V28H245ZM257 26H258V25H257ZM99 27H100V26H99ZM140 27H141V26H140ZM149 27H150V26H149ZM149 27H148V28H149ZM172 27H173V28H172ZM100 28H101V27H100ZM107 28H108V27H107ZM107 28H106V29H107ZM115 28H116V27H115ZM117 28H118V27H117ZM123 28H124V26H123ZM123 28H122V29L120 28L121 30H117V31H122ZM262 28H263V27H262ZM104 29H105V28H104ZM109 29H110V28H109ZM141 29H143V28H141ZM146 29H147V26H146ZM155 29H156V27H155ZM155 29H154V30H155ZM163 29H164V30H163ZM180 29H181V28H180ZM114 30H115V29H114ZM127 30H128V29H127ZM149 30H150V29H149ZM154 30H153V31H154ZM175 30H174V31H175ZM249 30H250V31H249ZM105 31H106V30H105ZM124 31H125V30H123L122 33H126V32H124ZM141 31H143V30H141ZM147 31H148V30H147ZM147 31H146L145 33H147ZM155 31H156V30H155ZM157 31H156V32H157ZM174 31H173V32H174ZM200 31H202V32L204 33L203 36L201 35L202 33H201ZM248 31H249V32H248ZM255 31H259V32H255ZM115 32H116V31H115ZM151 32H152V30H151ZM158 32H157V33H158ZM164 32H166V31H164ZM168 32H167V34H166V33H165V34H166L167 36L171 37L172 42H171L169 39H167L166 36H164V39H162L161 41H164L165 39H167L166 41H164V43H165V42H166V43L169 42V44H170V42H171V45H172V43H174V42H173L174 40L172 39L173 36H171V34H170L171 32H169V33H168ZM88 33H89V32H88ZM111 33H112V32H111ZM122 33L119 34V32H118L117 34H119V36H121ZM154 33H155V32H154ZM157 33H155V34H157ZM174 33H175V32H174ZM248 33H249V34H248ZM149 34H150V33H149ZM168 34H169V35H168ZM199 34H200V35H199ZM151 35H152V34H151ZM214 35H213V36H214ZM86 36H87V35H86ZM106 36H107V35H106ZM112 36H113V35H112ZM117 36H118V35H117ZM119 36H118V38H119ZM125 36H128V39H129V40H130L131 37H132V36L130 37L129 33L126 34V35L124 34V36L121 37V39H122L123 41H121V40L119 39V40H120V43H121V42H124V41L127 39V37L125 38ZM133 36H135V35H133ZM149 36H150V35H149ZM154 36H155V35H154ZM156 36H155V37H156ZM162 36H163V34H162ZM186 36L189 37V38H192V41H193L192 43H195V44H193V45L191 46L192 43H191V41H190L191 44L187 42V40H186ZM201 36H202V37H201ZM248 36H249V37H248ZM129 37H130V38H129ZM112 38H114V37H112ZM133 38H134V37H133ZM133 38H132V39H133ZM148 38H149V37H148ZM148 38H147V40H148ZM204 38H205V37H204ZM249 38H250L251 42H249V41H250ZM135 39H136V38H135ZM149 39H150V38H149ZM194 39H198V40H197L198 42H194ZM113 40H117V39H113ZM111 41H112V39H111ZM130 41H131V40H130ZM177 41H176V42H177ZM117 42H118V40H117ZM159 42H160V43H159ZM222 42H224V41H222ZM37 43H38V42H37ZM105 43H106V42H105ZM110 43H111V42H110ZM110 43H109V45H110ZM118 43H119V42H118ZM118 43H116V44H118ZM143 43H144V42H143ZM148 43H149V41H148ZM164 43H163L162 45H164ZM204 43L207 44L208 41L205 40V42H202L203 46H201V45H202L201 43H200V46H197L199 50H200V49L202 50L201 52L207 51V50L209 49V47H208V49L206 50V48H207L206 46H205L206 48H204V49L199 48V47H204V45H206V44H204ZM123 44L125 45V43H123ZM169 44H168V45L165 44V46H169ZM178 44H177V45H178ZM217 44H218V43H217ZM104 45H105V44H104ZM106 45H107V44H106ZM109 45H107L109 48L114 49V50L117 49V48L115 47L116 45H115V46L112 45L113 48L111 47V45H110V46H109ZM171 45H170L169 47H171ZM90 46H91V44H90ZM107 46H106V47H107ZM121 46H122V44H121ZM121 46H120V47H121ZM148 46H149V47H148ZM207 46H208V45H207ZM108 47H107V48H108ZM118 47H119V46H118ZM124 47H126V46H124ZM129 47H130V46H129ZM169 47H168V48H169ZM109 48H108V50H109ZM115 48H116V49H115ZM131 48H132V47H131ZM131 48H129V49L131 50ZM145 48H146V47H145ZM193 48H196V47H193ZM193 48H192V50H193ZM98 49H100V48L98 47ZM103 49H104V48H103ZM111 49H110V50H111ZM119 49H120V48H119ZM124 49H125V48H123V49L121 48L120 51H118V49H117V51H118V53L120 52V54L123 55V53H121V51L124 50ZM169 49H170V48H169ZM174 49H175V48H174ZM198 49H197V50H198ZM100 50H102V49H100ZM110 50H109V52H111V55H109V56H110V58H111V60H112V59H114V58L116 57V53H117V52H115L114 50H111V51H110ZM155 50H156V49H155ZM155 50H154V51H155ZM192 50H191V51H192ZM197 50H196V51H197ZM262 50L264 51V46H263V49H262ZM102 51H103V50H102ZM131 51H132V50H131ZM178 51H179V52H178ZM196 51H195V53H197ZM211 51H212V50H211ZM103 52H104V51H103ZM114 52H115V53H114ZM128 52H129V51H128ZM132 52H133V51H132ZM151 52H153L155 55H154V56L151 55ZM177 52H178V53H177ZM198 52H200V51H198ZM201 52H200V53H201ZM124 53L127 54V52H124ZM136 53L133 54V56H132L133 58H134V55H136ZM109 54H110V53H109ZM120 54H118L117 57H118ZM130 54H131V52H130ZM142 54H141L140 56H142ZM193 54H194V53H193ZM209 54H210V53H209ZM122 55H121V56H122ZM156 55H157V58H155ZM197 55H198V53H197ZM211 55H212V54H211ZM49 56H50V55H49ZM126 56H127V55H126ZM128 56H129V55H128ZM158 56H159V57H158ZM191 56H192L193 58H192ZM194 56H195V54H194ZM213 56H214V55H213ZM259 56H260V55H259ZM107 57H108V56H107ZM117 57H116V58H117ZM130 57H131V56H130ZM130 57H129V58H130ZM138 57H139V55H138ZM214 57H215V56H214ZM108 58H109V57H108ZM119 58H120V60H119ZM122 58H124V57H122ZM122 58H121V57H118V60L120 61V63H121V61H124V59H125L126 57H125L124 59H122ZM158 58H159V59H158ZM51 59H52V58H51ZM121 59H122V60H121ZM135 59H136V58H135ZM141 59H142V58H141ZM141 59H140V60H141ZM225 59H226V58H225ZM131 60L133 61L134 59H131ZM131 60H130V61H131ZM136 60H139V59H136ZM193 60H194V61H193ZM112 61H113V60H112ZM128 61H129V60H128ZM132 61H131V62H132ZM259 61L262 62V63H264V58L260 57V58H259ZM110 62H111V61H110ZM125 62H126V61H125ZM125 62H124V63H125ZM131 62H130V63H131ZM137 62H138V61H137ZM137 62H134V64H137ZM242 62H244V60H243ZM104 63H105V62H104ZM112 63H113V62H112ZM124 63L122 62V66L124 65ZM139 63H140V61H139ZM149 63H150V62H149ZM157 63H155V61L152 62L153 66L155 65V67H153V68L158 67V66H156V65H162L161 63H160V64H157ZM108 64H109V63H108ZM115 64H116V63H115ZM126 64H128V63H125V65H124L125 69H127V67H126L127 65H126ZM143 64H145V63H143ZM150 64H151V63H150ZM152 64H151V65H152ZM165 64H164V66H159L158 70H159V69L162 70L163 67L165 68ZM236 64H238V63H236ZM247 64H248V63H247ZM249 64H250V63H249ZM100 65H101V64H100ZM111 65H112V64H111ZM131 65H132V63H131ZM146 65H147V64H146ZM148 65H149V64H148ZM195 65H196V63H195ZM101 66H102V65H101ZM116 66H117V65H116ZM119 66H120V65H119ZM128 66L131 67V68H129L130 70L128 69V71H132L131 69H134V68H135L134 65H132V66H134V68H133L132 66H130V64H129ZM106 67H107V66H106ZM138 67H139V66L136 65V68H138ZM141 67H143V66H141ZM160 67H161L162 69H161ZM187 67H189V68H188V69H189L188 71H190V74H191V75L193 74L195 77H192L193 75L191 76L189 73H187ZM195 67H196V66H195ZM236 67H237V66H236ZM236 67L233 68V73L235 74V77L237 76V75H236V74H237L236 72H238ZM111 68H112V66H111ZM116 68H117V67H116ZM120 68H121V66H120ZM136 68H135V69H136ZM139 68H140V67H139ZM139 68H138V69H139ZM145 68L147 69V66H145ZM151 68H152V67H151ZM196 68H197V67H196ZM113 69H115V68H113ZM123 69H124V68H123ZM135 69H134L133 71H136ZM138 69H137V72H138ZM140 69H141V68H140ZM140 69H139V70H140ZM192 69H193V70H192ZM194 69H195V70H194ZM231 69H232V68H231ZM116 70H117V69H116ZM119 70L121 71V69H118V71H119ZM141 70H142V69H141ZM143 70H144V69H143ZM153 70H154V69H152V70H150V71H153ZM256 70H258V69H256ZM144 71H145V73H144ZM144 71H142V74H141V72L139 71L138 76L140 75L141 77H137V78H138V79H139V78H143V76H144V78L142 79V83H143V81H144V83H146V82H150V81H147L148 79H147L146 77H147V76L149 77V75H150V76H151V75L153 76L154 72H153V73L151 72L152 74H151V73L149 74V72H146V71H148V70H144ZM191 71H193V72L191 73ZM230 71H232V70H230ZM116 72H117V71H116ZM163 72H164V71H163ZM199 72H201V71L199 70ZM220 72H221V71H220ZM117 73H118V72H117ZM120 73H121V72H120ZM143 73H144V75H143ZM164 73H165V72H164ZM221 73H222V72H221ZM146 74H147V76H146ZM148 74H149V75H148ZM224 74H225V73H224ZM226 74H227V73H226ZM231 74H232V73H231ZM114 75H115V74H114ZM118 75H120V74H118ZM122 75H123V74H122ZM126 75H127V74H126ZM126 75H125L124 77H126ZM156 75H158V72H157ZM159 75H160V74H159ZM172 75H171V76H172ZM184 75H185V76H184ZM116 76H117V75H116ZM120 76H121V75H120ZM120 76H119V77H120ZM127 76H128V77H131V78L126 77L127 79L125 78V80H128V79H129V81H126V82H124V83L131 82V81H135V82H133L132 84H137L136 81H139L138 83H141V82H140L141 80H136V79L130 81V79H133V78H135V77L132 76V75H131V76L127 75ZM152 76H151V77H152ZM189 76H190V77H189ZM221 76H222V74H221ZM224 76H225V75H224ZM224 76H223V77H224ZM122 77H123V76H122ZM154 77H155V76H154ZM160 77H161V76H160ZM198 77H200V78H198ZM223 77H222V79H223ZM263 77H264V75H263ZM163 78H164V75H163ZM168 78H169V77H168ZM171 78H172V77H171ZM171 78H169L168 80H169V81H172V80H170ZM176 78H175V80H176ZM205 78H206V77H205ZM205 78H204V80H203V77H202V81H204L203 83L206 85V83H205V82H206V81H205ZM218 78L220 79V77H218ZM225 78H226V77H225ZM229 78H230V77H229ZM236 78H237V77H236ZM118 79H119V78H118ZM120 79L122 80L123 78L120 77ZM144 79H147V80H144ZM164 79H167V78L165 77ZM219 79H218V80H219ZM231 79H232V78H231ZM150 80H151V79H150ZM168 80H165L164 82H167ZM173 80H174V79H173ZM227 80H228V79H227ZM227 80L224 79V81H226V83H227ZM123 81H124V79H123ZM123 81H122V82H123ZM183 81H184V82H183ZM207 81H208V80H207ZM228 81H230V80H228ZM175 82H178V81H175ZM188 82H189V81H188ZM200 82H201V83H200ZM142 83H141V84H142ZM150 83L152 84L153 82H150ZM230 83H231V82H230ZM132 84H131V85H132ZM151 84L146 83V84H144V85H150V86H148V87H151V86H152ZM155 84H158V82H157V83L155 82ZM162 84H163V83L160 82V84H159V88H160V89H161V87H163ZM177 84H179V83H177ZM190 84H191L192 86H191ZM137 85H138V84H137ZM142 85H143V84H142ZM163 85H164V84H163ZM169 85H171L170 88L173 87V86H174V87L177 86L176 83H175V85H174L173 82H172L171 84H169V83L167 82V86H166V87H167V89H166L167 91L164 90V91H166V93L168 92V90H170V88H168ZM179 85H180V84H179ZM205 85H204V86H205ZM139 86L141 87L140 84L138 85V87H139ZM156 86H157V85H155V87H156ZM148 87H147V88H148ZM153 87H154V86H152V88H153ZM166 87H165V88H166ZM178 87H179V86H178ZM178 87H177V88H178ZM208 87H209V84H208ZM210 87H211V86H210ZM210 87H209L208 89H210ZM142 88H143V87H142ZM142 88H140V89H142ZM144 88H145V87H144ZM144 88H143V89H144ZM165 88H164V89H165ZM177 88H176V89H177ZM180 88H181V87H180ZM180 88H179V89H180ZM192 88H194V89L192 90ZM140 89H139V90H140ZM162 89H163V88H162ZM171 89H172V88H171ZM151 91H152V90H151ZM162 91H163V90H162ZM180 91H181V90H180ZM186 91H187V89H186ZM186 91H185V92H186ZM202 91H203V92H202ZM209 91H210V90H209ZM148 92H149V91H148ZM153 92H154V91H153ZM155 92H157V91H155ZM178 92H179V90H178ZM181 92H182V91H181ZM183 92H184V91H183ZM185 92H184V93H185ZM187 92H188V91H187ZM141 93H142V92H141ZM150 93H151V92H150ZM163 93L166 94L165 92H163ZM169 93H170V91H169ZM174 93H175V92H174ZM191 93H192V92H191ZM191 93L188 92V94H191ZM193 93H192V94H193ZM152 94L154 95V93H151L149 96H151ZM188 94H187V95H188ZM194 94H193V95H194ZM153 95H152V96H153ZM172 95H173V91H172ZM172 95H171V96H172ZM201 95H202V94H201ZM145 96H146V95H144V97H145ZM147 96H148V94H147ZM149 96H148V97H149ZM162 96H163V98H164V95H162ZM169 96H170V95H169ZM182 96H183V94H182ZM190 96H191V95H190ZM195 96H198V95H194V96H192V97H195ZM205 96H207V95L205 94ZM155 97H156V96H153L154 99H156L157 97H160V98H161V99H160V98L156 99L157 101L159 100L158 102H159V104H160V103H161L160 100H162L163 98H162L160 95H158V94H157V97H156V98H155ZM165 97H166V96H165ZM175 97H176V96H174V98H175ZM179 97H180V96H179ZM200 97H201V96H200ZM146 98H147V97H146ZM146 98H145V99H146ZM167 98H168V96H167ZM167 98H166V99H163V101H164V100H167V101H168ZM169 98H170V99H169L170 102L168 101V102H169V103H168L167 101H165V102H166V105H167V104H168L167 106H169V105H171V106L175 105V107H174L175 109H174V110L176 111V108H177L178 111H179V114L184 112L183 109L186 110V109H188V108H191L190 103H188V102H189L188 99L186 100V101H188V102H187V106L190 105V107L186 108L187 106L185 107V106L183 105L184 103H179V100L181 101L182 98L177 100V101H178V104H177V102H176V100H175L174 98H172V97H169ZM171 98H172L173 100H172ZM177 98H178V96H177ZM177 98H176V99H177ZM186 98H188V96H186ZM196 98H197V97H196ZM196 98H195V99H196ZM206 98H208V101H207ZM228 98H230V97H228ZM147 99H148V98H147ZM150 99H152V98L149 97V100H150ZM154 99H153V100H154ZM183 99H184V101H185V98H183ZM183 99H182V100H183ZM193 99H194V98H193ZM195 99H194V101H195ZM197 99L200 100V98H197ZM203 99H205L207 102H209V104L211 105L210 107L217 108V111L219 110V106H217V103H218V102H217V103L215 102V101H217V99H216V100L214 99L215 101L213 100V102H215L214 104H213V103H210V99H212L211 96H210V97L207 96V97H205V98H204V96H203ZM231 99H232V98H231ZM231 99H230V100H231ZM241 99H242V98H241ZM241 99L238 101V103H241V102L243 101V100H241ZM149 100H148V101H149ZM153 100H152V102H153ZM156 100H154L155 103H157ZM174 100H175L176 103L173 102ZM163 101H162V103H163ZM171 101H172L174 104H173V103L171 104ZM184 101H183V102H184ZM186 101H185V104H186ZM190 101H192L191 98H190ZM194 101H192V103H191V104H193L191 110L195 108V107H193V106H195V104L193 103ZM206 101H204V102H206ZM231 101H232V100H231ZM200 102H202V100H200ZM207 102H206V103H207ZM233 102H234V100H233ZM236 102H237V101H236ZM147 103H148V102H147ZM149 103H151V101H150ZM202 103H203V102H202ZM206 103H204V105H205ZM219 103H220V102H219ZM219 103H218V105H220ZM238 103H237V104H238ZM159 104H158V105H159ZM176 104L179 105V108L181 107V105H183V106L180 108V109L183 110V111L180 112V109L178 108V106L176 107ZM180 104H181V105H180ZM188 104H189V105H188ZM212 104H213L214 106H212ZM215 104H216V107H215ZM228 104H229V102H228ZM231 104H232V103L230 102V108H231V106L234 105V104H233V105H231ZM150 105H151V104H150ZM160 105H161V104H160ZM162 105H165V104L163 103ZM197 105H198V104H197ZM200 105H201V104H200ZM225 105H227V104L225 103ZM235 105H236V104H235ZM238 105H239V104H238ZM151 106H152V105H151ZM151 106H150L149 108H151ZM171 106H169V107H171ZM206 106H208V105H205V107H206ZM220 106H222V105H220ZM153 107H154V106H153ZM161 107H162V106H161ZM169 107H167V110L170 109ZM183 107H185V108H183ZM199 107H200V106H199ZM199 107H198V108L196 107V108L199 109ZM205 107H204V108H205ZM223 107H225V106H223ZM235 107H236V106H234V108H233V109H235V110H233L232 108H231L232 110H231V109H230V110H229V109H228V110H225V109H227V106H226V108H223V109H221V110H223V113H226V111L230 112V111H236V110H240V112H241V109H242V108H241V109H240V108H239V109H236L237 107H236V108H235ZM239 107H243V106H240V105H239ZM156 108H157V107H156ZM171 108H172V107H171ZM196 108H195V109H196ZM220 108H221V107H220ZM228 108H229V107H228ZM243 108H244V107H243ZM152 109H153V108H152ZM154 109H155V107H154ZM154 109L152 110L153 113H152V111H151V112L149 111L150 114L152 113V114H154V115H155V114L158 115L157 113H160V112H161V111H160L161 109H159V108H158L159 111H154ZM158 109H157V110H158ZM163 109H165V108L163 107ZM163 109H162V110H163ZM172 109H173V108H172ZM191 110L188 109V111H191ZM201 110H203V109H201ZM206 110H208V108H207ZM171 111H172V110H171ZM175 111H174V112L172 111L171 114L174 115V114L176 113ZM178 111H177V112H178ZM186 111H187V110H186ZM186 111H185V112H186ZM194 111H195V110H194ZM198 111H199V110H198ZM155 112H157V113H155ZM169 112H170V111H168L167 113L169 114ZM206 112H207V111H206ZM218 112L220 113V111H218ZM240 112H237V113L240 114ZM242 112H243V115H244V112H245V111H243V109H242ZM194 113H195V112H194ZM194 113H193L192 115H194ZM209 113H210V112H209ZM212 113H213V112H212ZM223 113H222V114H223ZM231 113H232V112H231ZM168 114H167V115H168ZM177 114H178V113H176V115L174 116V117H177L176 119H178V117H179V118H182L183 116H184L183 119H185V116H187L186 114H185V115L182 114L183 116H179V115H177ZM187 114H189V113H187ZM197 114H199V116H200V114H202V111H201V113L199 112V113H197ZM205 114H207V113H205ZM232 114H233V113H232ZM234 114L236 115V112H235ZM239 114H237V116H239ZM192 115H191V116H192ZM208 115H209V114H207V118H205V121H206V119H207V120L209 119ZM219 115H221V114H219ZM240 115H241V114H240ZM170 116H171V115H170ZM203 116H206V115H203ZM224 116H225V115H224ZM150 117H151V116H150ZM174 117H173V119H174V121H176ZM211 117H212V116H211ZM211 117H210V118H211ZM219 117H220V116H219ZM221 117H222V116H221ZM227 117L230 119L229 116H227ZM240 117H242V116H240ZM249 117H250V116H249ZM249 117L247 116V118H249ZM151 118H152V117H151ZM170 118H172V116H171ZM170 118H169V119H170ZM189 118H190V117H188V119H189ZM192 118L195 119L194 116H193ZM198 118H199V117H197V119H198ZM186 119H187V117H186ZM190 119H191V118H190ZM201 119H203V118L201 117L200 120H201ZM225 119H227V118H225ZM225 119L223 120V118H222L223 121H225ZM250 119H251V118H250ZM252 119H253V118H252ZM252 119H251L250 121H253ZM171 120H172V119H171ZM181 120H182V119H178L177 121H178V122L180 121V123H181V122L183 123L184 120H182V121H181ZM191 120H192V119H191ZM191 120H190V122H191ZM198 120H199V119H198ZM209 120H210V119H209ZM211 120H212L211 122H213V118H212ZM227 120H228V119H227ZM172 121H173V120H172ZM192 121H193V120H192ZM194 121H195V120H194ZM217 121H218V120H217ZM228 121H229V120H228ZM242 121H244V120H242ZM242 121H241V122H242ZM203 122H204V120H203ZM208 122H209V121H207L206 123L209 124L210 122H209V123H208ZM174 123H176V122H174ZM182 123H181V124H182ZM186 123H187V122H186V120H185V124H186ZM188 123H189V122H188ZM198 123H199V122H198ZM213 123H215V120H214ZM223 123H224V122H223ZM225 123H226V121H225ZM244 123H245V122H244ZM183 124H184V123H183ZM217 124H218V123H217ZM219 124H220V122H219ZM219 124H218V125H219ZM228 124H229V123H228ZM249 124H250V123H249ZM254 124H255V122H254ZM257 124H258V127L261 125V123H260V124L257 123ZM213 125H214V124H213ZM215 125H216V124H215ZM223 125L225 126V124H223ZM223 125H222V126H223ZM251 125H252V124H251ZM262 125H263V124H262ZM200 126H201V125H200ZM200 126H197V127H200ZM224 126H223V127H224ZM163 127H164V126H163ZM203 127H204V126H203ZM207 127H208V126H205L206 129H207ZM254 127H255V126H254ZM260 127H262V126H260ZM209 128L211 129V127H209ZM214 128H215V127H214ZM214 128L212 127L213 130H215ZM163 129H164V128H163ZM210 129H209V130H210ZM216 129H217V128H216ZM219 129H222V128H219ZM157 130H159V129H157ZM200 130H201V129H200ZM207 130H208V129H207ZM219 131H220V130H219ZM204 132H205V131H204ZM206 132H207V131H206ZM221 132H222V131H221ZM226 132H227V131H226ZM209 133H210V132H209ZM213 133H214V131H213ZM228 133H229V131H228ZM228 133H226V134H228ZM261 133H262V132H261ZM207 134H208V132H207ZM207 134H206V135H207ZM211 134H212V133H211ZM211 134H209V136H210ZM218 134H220V133H218ZM218 134H217V135L215 134V135H216V136H219ZM223 134H225V133H223ZM255 134H256V133H255ZM220 135H221V134H220ZM212 136H213V135H212ZM224 136H225V135H224ZM228 136H229V135H228ZM219 137H221V136H219ZM153 144H154V143H153ZM218 151H219V150H218ZM220 151H221V150H220ZM218 153H219V152H218ZM222 153H223V151H222ZM223 154H224V153H223ZM225 154H226V153H225ZM225 154H224V155H225ZM218 155H220V154H218ZM221 155H222V154H221ZM225 156H226V155H225ZM226 157H227V156H226ZM224 158H225V157H224ZM227 158H228V157H227ZM42 176H43V177H51V176L53 177L54 175H53V174H49V173H48V174L45 173V174H42ZM229 176H230V175H228V178H229ZM226 177H227V176H226ZM251 177H253V176H251ZM247 178H248V177H247ZM52 179L56 180L55 178H52ZM225 179H227V178H225ZM254 179H255V178H254ZM254 179H253L252 181H254ZM257 179H258V178H256L254 182H257V181H258ZM217 180H218V179H217ZM220 180H221V179H220ZM220 180H218V181H220ZM227 180H228V179H227ZM231 180H232V179L230 178V181H231ZM239 180H242V179L240 178ZM243 180H244V179H243ZM256 180H257V181H256ZM201 181H202V180H201ZM204 181H205V180H204ZM233 181H234V180H233ZM233 181H232V182H233ZM236 181H237V180H236ZM246 181H247V180H246ZM259 181H260V180H259ZM259 181H258V183H260ZM263 181H264V180H263ZM263 181H261V183H262ZM202 182H203V181H202ZM213 182H214V183H217L216 180L213 181ZM225 182H226V181H225ZM232 182H231V185H232ZM33 183H34V182H33ZM203 183H204V182H203ZM203 183H201V184H203ZM233 183H235V182H233ZM243 183H244V181H243ZM245 183H246V182H245ZM250 183H252V182H251V179H250ZM258 183H257V184H258ZM29 184H30V183H29ZM29 184H28V185H29ZM34 184H37V183L35 182ZM49 184H50V183H49ZM49 184H48V186H49ZM205 184H206V183H205ZM227 184H228V183H227ZM246 184H247V183H246ZM248 184H249V183H248ZM43 185H44L45 187H47V185H46L45 183H44ZM50 185H51V184H50ZM103 185H105V184H103ZM203 185H204V184H203ZM208 185H209V184H207V186H208ZM210 185H211V184H210ZM210 185H209V186H210ZM212 185H213V183H212ZM212 185H211V186H212ZM229 185H230V182H229L228 186H229ZM235 185H236V184H235ZM252 185H253V183H252ZM258 185H260V184H258ZM262 185H264V182H263V184H261V186H262ZM38 186H39V185H38ZM59 186H60V185H59ZM237 186H238V185H236V186L233 185L232 188L234 187V189H233V190H232L231 188H229V189L232 190V191H234V190H235V187L237 188ZM25 187H26V186H25ZM57 187H58V186H57ZM134 187H135V186H134ZM134 187H133V188H134ZM225 187H227V186L225 185ZM230 187H231V186H230ZM251 187H252V186H251ZM28 188H29V186H28ZM32 188H33V187H32ZM40 188H42V185H40L39 188H38V187L36 188L37 191H36V190H35V191H36L37 193H36V192H35L36 194L34 193L35 196L32 195L33 192L31 193L32 196H30V193H29V192H28L29 194L26 192V194L29 195V196H27L25 193H24L23 195L21 194L22 196L19 195V196L17 197V199H16L17 201H14L15 204H14V206H12L13 208H12V207L10 208V206H9V209H7V208H8V207H7V204H5L6 206L4 205V207H7V208H5L7 211L4 210V208H3V209L1 208V206H2V204H1V205H0V221H1V222H4V221H5V222H7L9 225L11 224V222H12V223L14 222V224H16L17 227H16L15 229H13V228H12V229H13V230H16V231H15L16 234L18 233L19 236L21 235V236L19 237V238H20V241L23 242V243H22L23 245H21V246H22V247L25 246V248H27L28 250L31 249V250H29V253H31V251H32V254H37V257L40 255L39 258H37V259H40V258H41V254H42V255L44 254V253H42V252H45V254H46V251L49 250V252H50V251H51V252H56V253L58 254V255H57V256L59 257L58 260H60L62 264H76V261H75V260L73 261V258L70 257V254H69L68 251H67V249H68L67 246H65V245H66V244H65V243H66L65 238L67 239V238H69L70 236L68 235V236L66 237V234H68V233L64 234V232H66L65 230H66L67 228H70L72 224L74 225L73 222H77V221H73V220H76L77 217H75V218L72 217V218H73V219H72L73 222H72L71 224L68 223L70 220L67 221V219L69 218V216L67 217V219H65L64 216H63L64 219H62V218H61V217H62L61 214H62V215H64V214H63V213H61L60 215L58 214V212H60L61 209H59V211H58V209H57L58 205H57V207H56V206H52V204H51L52 202H53V203H56V202H55L56 200H55V199H51V200L49 199V197H51L52 194H53V193H51L52 190H51L50 188H48V187H47V189L44 188V187H43V189H40ZM115 188H116V187H115ZM117 188H118V187H117ZM130 188H132V187H130ZM218 188L221 189L222 187H221V188L218 187ZM218 188L216 187L215 190H216V191H219ZM227 188H228V187H227ZM240 188H241V187H240ZM247 188H248V187H247ZM30 189H31V188H30ZM48 189L51 190V191H48ZM217 189H218V190H217ZM229 189H227V190H229ZM243 189H246V188H243ZM133 190L136 191V189H133ZM133 190H131V191H133ZM222 190H223V189H222ZM236 190H237V189H236ZM236 190H235V191H236ZM238 190H239V189H238ZM240 190H241V189H240ZM254 190H255V189H254ZM115 191H116V190L114 189V192H115ZM129 191H130V190H129ZM224 191H226V189H225ZM247 191H248V190H247ZM247 191H246V192L244 191V192L247 193ZM256 191H257V190H256ZM258 191H259V190H258ZM112 192H113V191H111L110 193H112ZM116 192H117V191H116ZM219 192H220V191H219ZM222 192H223V191H222ZM250 192L252 193V195H255V191H253L254 194H253L252 191H250ZM104 193L106 194L107 192L105 191ZM104 193H103V195H104ZM117 193H119V191H118ZM251 193H250V194H251ZM256 193H257V192H256ZM260 193H261V192H260ZM260 193H259V194H260ZM113 194H114V195H112V194H111V195L114 197V196H115V193H113ZM242 194H243V193H242ZM248 194H249V193H248ZM248 194H246V195H248ZM25 195H26V196H25ZM41 195H42V196L44 195V199H46V201H44V203L46 204V206L42 204V200H43V198H42V199L40 198V200L35 201V204H36V203H39L38 205H40V202H41V204H42L44 207H42V205H41V208H40V206H37V204H36V207H35V205H34L33 203H29L28 199H29V200H30V199H33V201H34L35 199H38ZM233 195H234V194H233ZM243 195H244V194H243ZM257 195H258V193H257ZM117 196H118V195H117ZM117 196H116V197H117ZM235 196H236V195H235ZM250 196H251V195H250ZM250 196H249V198H250ZM259 196H260V195H259ZM261 196H263V195H261ZM37 197H38V198H37ZM45 197H47L48 199L45 198ZM92 197H93V196H92ZM230 197L232 198V196H230ZM237 197H239V196H237ZM237 197H236V198L234 197V198L237 199ZM240 197H241V195H240ZM244 197H245V196H244ZM246 197H247V196H246ZM251 197H253V196H251ZM10 198H11V197H10ZM15 198H16V196H15ZM34 198H35V199H34ZM51 198H52V197H51ZM105 198H107V197L105 196ZM105 198H103V199H101V200H100V199L96 200V198H95V199L92 198V200H94V201H91V203H93V202H96V203H97V202H98V203L100 202V203H101V204H99V205H98V203H97L98 206L96 205V206L94 207V210H95V211H96V210H97V211H105V212H107V215H108L109 217H111V218L114 217V218H116V219H122V220L126 221V223H127V222H128V223H132L134 226H136L137 224H139V222H137V221H133V220H132L131 217H133V215H132V216L130 215V216H129L130 218H127V217H124V216H122V218H120L119 215H118V213H120V212L117 211L118 209L116 208V210H115V209L113 208V209H114V210H113V209L110 207L111 204H110V205H107V204H109L110 202L112 203L113 201H111V200L109 201V199L106 200ZM117 198L120 199V198H122V197L120 196V197H117ZM249 198H247L248 201H250ZM257 198H258V197H257ZM104 199H105V200H104ZM110 199H113V198L111 197ZM232 199H233V198H232ZM245 199H246V198H245ZM247 199H246V200H247ZM252 199H253V198H252ZM5 200H6V199H5ZM5 200H4V201H5ZM7 200H8V199H7ZM7 200H6V201H7ZM11 200H12V199H11ZM11 200H10V202H12ZM18 200H20V201H18ZM21 200H23V201H26V200H27L29 204L27 203V201H26V202H23V201H21ZM54 200H55V201H54ZM95 200H96V201H95ZM114 200H117V199H114ZM240 200L243 201L242 199H240ZM246 200H244V201H246ZM258 200H259V198H258ZM1 201H2V200H0V202H1ZM4 201H3V202H4ZM33 201H32V202H33ZM126 201H127V200H126ZM138 201H139V200H138ZM138 201H137V202H138ZM233 201H235V200H233ZM238 201H239V200H238ZM253 201H256V200L253 199ZM17 202H18V203H17ZM20 202H21V203L23 202V204H24V203H27V204H26V205H25V204H24V205H21ZM30 202H31V201H30ZM119 202H120V201H119ZM123 202H124V199H123ZM127 202H129V201H127ZM127 202H126V203H127ZM133 202L135 203V200H133ZM133 202H131V203H133ZM139 202H140V201H139ZM145 202H146V200H145ZM147 202H148V200H147ZM250 202H251V201H250ZM250 202H249L248 204H250ZM1 203H2V202H1ZM4 203H6V202H4ZM4 203H3V204H4ZM12 203H13V202H12ZM12 203H11V205H13ZM88 203H89V202H88ZM235 203H237V200H236ZM238 203H239V202H238ZM252 203H256V202H252ZM257 203H258V202H257ZM259 203H260V201H259ZM112 204H113V203H112ZM127 204H128V203H127ZM138 204H139V203H138ZM140 204L143 206L144 201H143V203H140ZM140 204H139V205H140ZM146 204H147V203H146ZM148 204H149V202H148ZM148 204H147V205H148ZM160 204H161V203H160ZM54 205H55V204H54ZM86 205H87V206H86ZM117 205H118V203H117ZM119 205H120V203H119ZM125 205H126V204H125ZM134 205H135V204H134ZM147 205H146V206H147ZM244 205H245V202H244ZM251 205H252V204H251ZM254 205H255V204H254ZM131 206H132V205H131ZM156 206H158V205H156ZM239 206H240V205H239ZM241 206H242V205H241ZM256 206H257V205H256ZM37 207H39V208H37ZM55 207H56V208H55ZM81 207H83L82 210H83V209L86 210L87 207H88V204H86V202H85V203H84V206L81 205ZM116 207H117V206H116ZM120 207H121V206H120ZM120 207H119V209H120ZM124 207H125V206H124ZM136 207H137V205L135 206V208H136ZM159 207L162 208L163 206H159ZM159 207H158V208H159ZM244 207H245V206H244ZM253 207H255V206H253ZM259 207H260V205H259ZM36 208H37V209H36ZM59 208H60V207H59ZM91 208H92V207H91ZM121 208H122V207H121ZM127 208H129V209L131 208V209H132V207H129V206H128ZM127 208H126V209H127ZM144 208H145V207H144ZM163 208H166V206L163 207ZM250 208H252V207H250ZM250 208H249V209H250ZM129 209H128V210H129ZM137 209H138V208H137ZM137 209L134 210V211H137ZM141 209H143V208L141 207V208H140V211H141ZM151 209H152V208H151ZM156 209H157V208H156ZM188 209H190V208H188ZM231 209H232V207H231ZM123 210H124V208H123ZM128 210H127V211H128ZM154 210H155V209H154ZM159 210L161 211V209H159ZM159 210H155V211H159ZM194 210H195V209H194ZM194 210H193V211H194ZM229 210H230V209H229ZM245 210H247V209H245ZM127 211H126V212H127ZM130 211H131V213H132V210H130ZM134 211H133V212H134ZM140 211H139V209H138V213H140ZM143 211H144V209H143ZM225 211H226V210H225ZM231 211H232V210H231ZM248 211H249V210H248ZM251 211H253V210H251ZM255 211H256V209H255ZM123 212H124V211H123ZM168 212H169V211H168ZM195 212L198 213L197 210H195ZM221 212H222V211H221ZM223 212H224V211H223ZM223 212H222V213H223ZM95 213H96V212H95ZM135 213H136V212H135ZM135 213H134V214H135ZM144 213H146V214H143V212H142V215H147V211H145ZM158 213H160V212H158ZM162 213H164V212L162 211ZM165 213H166V212H165ZM165 213H164V214H165ZM229 213H230V212H229ZM247 213H249V212H247ZM21 214H23V215H21ZM96 214H97V213H96ZM124 214H126V213H124ZM140 214H141V213H140ZM167 214H169V213H167ZM167 214H166V215H167ZM215 214H216V213H215ZM218 214L221 215L220 213H218ZM218 214H217V215H218ZM231 214H232V213H231ZM231 214H230V216H233V217H234V215H231ZM242 214H244V213H241V215H242ZM135 215H136V214H135ZM137 215H139V214H137ZM152 215H153V214H152ZM152 215H151V216H152ZM156 215H158V214H156ZM166 215H164V216H166ZM224 215H225V214H224ZM257 215H258V214H257ZM257 215H256V216H257ZM262 215H263V213H262ZM60 216H61V217H60ZM94 216H95V215H94ZM140 216H141V215H140ZM147 216H148V215H147ZM168 216H169V215H168ZM168 216H167V217H168ZM209 216H210V215H209ZM221 216H223V215H221ZM230 216H229V218H230ZM259 216H260V215H259ZM3 217L5 218V220L3 219ZM78 217H79V216H78ZM89 217L91 218V216H89ZM95 217H96V216H95ZM104 217H105V216H104ZM135 217H136V216H135ZM135 217H134V218H135ZM144 217H145V216H143L142 218H144ZM149 217H150V216H149ZM153 217H154V215H153ZM169 217H170V216H169ZM210 217H211V216H210ZM261 217H262V216H261ZM79 218H80V217H79ZM97 218H98V217H97ZM105 218H106V217H105ZM137 218H138V217H137ZM145 218H146V217H145ZM147 218H148V217H147ZM150 218H151V217H150ZM150 218H149V219H150ZM159 218H160V217H159ZM159 218H158V219H159ZM163 218H164V217H163ZM171 218H172V217H171ZM178 218H181V217H178ZM225 218H226V217H225ZM253 218H254V217H253ZM253 218H251V220H253V223H254V219H253ZM101 219H102V218H101ZM107 219H108V218H107ZM139 219H140V218H139ZM152 219H153V218H152ZM152 219H151V220H152ZM169 219H170V218H169ZM174 219H175V218H174ZM203 219H204V218H203ZM203 219H197V222H199V220H203ZM206 219H207V217L205 218V220H206ZM209 219H210V218H209ZM231 219H232V218H231ZM233 219H234V218H233ZM248 219H250V218H248ZM259 219H260V218H259ZM259 219H258V222L260 221ZM109 220H110V218H109L108 220H106V223H107V221H109ZM111 220H113V219H111ZM111 220H110V221H111ZM145 220H146V219H145ZM147 220H148V219H147ZM160 220H161V219H160ZM160 220H159V221H160ZM183 220H184V219H183ZM261 220H262L261 222H264V219H261ZM80 221H82V220L80 219ZM89 221H91V220H89ZM94 221H95V220H94ZM141 221H142V220H141ZM155 221H156V220H154V222H155ZM157 221H158V220H157ZM165 221H166V220H165ZM165 221H164V222H165ZM169 221H170V220H169ZM171 221H172V220H171ZM173 221H174V220H173ZM175 221H177V220H175ZM175 221H174V222H175ZM184 221H185V220H184ZM184 221H183L184 224L182 223V226L187 224V223L184 222ZM187 221H188V220H187ZM195 221H196V219H195ZM195 221H194V222L190 221V222L194 224ZM237 221H239V220H237ZM245 221L247 222V220H245ZM70 222H71V221H70ZM83 222H84V220H83ZM85 222H86V221H85ZM87 222H88V221H87ZM87 222H86V223H87ZM97 222H98V221H97ZM114 222H118V223H119V221H116V220H114ZM152 222H153V221H152ZM166 222H168V221H166ZM166 222H165V223H166ZM181 222H182V221H181ZM246 222H245L244 225H246ZM256 222H257V221H255V223H256ZM7 223H4V224H7ZM86 223L84 224L85 226H86ZM88 223H89V222H88ZM110 223H113V222H110ZM162 223H163V222H161V225L159 224V225H160L159 227H154V226L151 225V224H143V225L140 224V225H141V227H145L144 229H146V230L149 229V231L152 230V229H153V230H155V229L157 230L158 228L161 227L162 231L165 232V234H167V235L174 234V229L172 230V228H170V227L175 226L177 222H176L173 226L170 225L169 222L166 223V224L163 223V225H162ZM185 223H186V224H185ZM191 223H190V224H191ZM224 223H225V222H224ZM243 223H244V220H243ZM247 223H248V222H247ZM249 223H251V222H249ZM69 224H70V225H69ZM81 224H82V222H81ZM96 224H97V223H95V225H96ZM114 224H115V223H114ZM120 224H122V223L120 222ZM132 224H131V225H132ZM154 224H156V222H155ZM172 224H173V223H172ZM178 224H179V226H175V227H179V228H180L181 223L178 222ZM188 224H189V222H188ZM193 224H192V225H193ZM9 225H7V227H8ZM75 225H76V224H75ZM84 225L82 224V226H84ZM91 225H92V224H91ZM91 225H90V226H91ZM214 225H215V224H214ZM236 225H237V223H236ZM238 225H239V224H238ZM242 225H243V224H242ZM244 225H243V226H244ZM247 225H248V224H247ZM252 225H254V224H252ZM10 226H11V225H10ZM82 226H81V227H82ZM85 226H84V227H85ZM109 226H110V225H109ZM111 226H112V224H111ZM120 226H122V225H120ZM123 226H124V225H123ZM126 226H128V225H126ZM137 226H139V225H137ZM233 226H234V225H233ZM243 226H242V227H243ZM255 226H256V225H255ZM258 226H260V224H258ZM258 226H257V227H258ZM263 226H264V225H263ZM11 227H12V226H11ZM11 227H9V228H11ZM13 227H14V226H13ZM74 227H75V228H76V227H79V225L74 226ZM74 227L71 228L73 231H75ZM81 227H80V228H81ZM88 227H89V226H88V224H87V226H86L85 228H88ZM91 227H92V228H91ZM91 227H89V230H90V228H91V230L93 229V226H91ZM95 227H96V226H95ZM95 227H94V228H95ZM107 227H108V225H107ZM115 227L117 228V226H115ZM129 227H130V226H129ZM175 227H173V228H175ZM183 227H184V226H183ZM209 227H210V225H209ZM213 227H214V226H213ZM218 227H219V226H218ZM220 227H221V226H220ZM242 227H241V230H242ZM1 228H2V227H1ZM80 228H79V229H80ZM110 228H111V227H110ZM110 228H109V229H110ZM211 228H212V227H211ZM222 228L225 229L224 227H222ZM227 228H229V227H227ZM227 228H226V229H227ZM231 228H234V227L231 226ZM245 228H247V227H245ZM254 228H255V227H254ZM261 228H262V225H261ZM3 229H4V228L0 229V232H1V230L3 231ZM71 229H68V231L71 230ZM96 229H97V228H96ZM114 229H115V228H114ZM114 229H113V230H114ZM124 229H126V228H124ZM132 229L134 230V228H132ZM138 229L140 230V229H142V228H138ZM138 229H136V230H138ZM213 229H214V228H213ZM213 229H212V230H213ZM226 229H225V230H226ZM237 229H238V228H235V230H237ZM256 229H257V228H256ZM13 230H12V232H13ZM72 230H71V231H72ZM80 230H81V229H80ZM82 230H83V228H82ZM87 230H88V229H86V231H87ZM110 230H111V229H110ZM115 230H116V229H115ZM126 230H128V229H126ZM133 230H131V231H133ZM153 230H152V232H153ZM181 230H182V229H181ZM183 230H184V229H183ZM206 230H207V229H206ZM206 230H204V231H206ZM210 230H211V229H210ZM229 230H230V229H229ZM229 230H228V231H229ZM244 230H245V229H244ZM244 230L241 231V232H244ZM250 230H251V228L249 229V231H250ZM253 230H254V229H253ZM253 230H252V231H253ZM68 231H67V232H68ZM71 231H69V232H71ZM129 231H130V230H129ZM134 231H135V230H134ZM176 231H177V233L179 232L178 229H177ZM176 231H175V233H176ZM213 231H214V230H213ZM216 231H218V230L216 229ZM216 231H214V232L218 234L219 231H218V232H216ZM226 231H227V230H226ZM226 231H225V232H226ZM228 231H227V233H228ZM232 231H233V230H232ZM246 231H248V230H246ZM246 231H245V232H246ZM249 231H248V232H249ZM252 231H250V232H252ZM135 232H136V231H135ZM152 232L150 231L149 233H148V232H147V233H148V235H149V234L152 233ZM156 232H157V231H156ZM159 232H160V231H159ZM159 232H158V233H159ZM181 232H182V231H180V233H181ZM185 232H186V230H185ZM187 232H188V231H187ZM194 232H195V231H194ZM196 232H197V231H196ZM206 232H207V231H206ZM211 232H212V231H211ZM220 232H221V231H220ZM220 232H219V235H220ZM245 232H244V233H245ZM258 232H259V231H258ZM258 232H257V233H258ZM6 233H7V232H6ZM13 233H14V232H13ZM73 233H74V232H73ZM75 233H76L77 235H79V232H78V233L75 232ZM82 233H83V232H82ZM85 233H86V232H85ZM87 233H88V232H87ZM87 233H86V234H87ZM111 233H112V232H111ZM111 233H110V235H111ZM131 233H133V232H131ZM153 233H154V232H153ZM153 233H152V234H153ZM158 233H157V234H158ZM180 233H179V235H180ZM201 233H202V232H201ZM203 233H205V232H203ZM207 233H208V232H207ZM215 233H211V234H215ZM232 233H233V232H232ZM232 233H231V234H232ZM236 233H237V232H235V234H236ZM244 233H242V235H243ZM259 233H260V232H259ZM259 233H258V234H259ZM263 233H264V232H263ZM263 233H262V234H263ZM1 234H3V232H2ZM1 234H0V251L3 252L4 250H6V245H5L6 243L4 242V238L1 236ZM8 234H9V233H8ZM8 234H7V235H8ZM11 234H12V233H11ZM18 234H17V235H18ZM71 234H72V233H71ZM160 234H161V232L159 233V235H160ZM162 234H163V233H162ZM182 234H183V232H182ZM184 234L186 235L187 233H184ZM190 234H192V233H189V235L187 234L186 236H187L188 238L191 237V236H193V235L190 236ZM194 234H196V233H194ZM197 234H198V233H197ZM221 234H223V233H221ZM235 234L233 233L232 235H235ZM238 234L240 235V233H238ZM238 234L236 235L237 237H238ZM12 235H13V238H14V235H15V234H12ZM12 235H11V236H12ZM17 235H16V236H17ZM113 235H114V234H113ZM142 235H143V234H142ZM146 235H147V234H146ZM153 235H154V234H153ZM155 235H156V234H155ZM159 235H158V236H159ZM209 235H210V234H209ZM227 235L229 236V234H227ZM232 235H231V236H232ZM244 235H245V239H244V240L242 241V243H241V247H243V248H247V249L250 248V247H247L246 244H245L246 241L249 240L250 238H252L253 241H254V240H255V241H258V240H259V239H257L258 235L256 236L255 234H254V235H251V236H253V237H250V235H249V234H246V233H245ZM246 235H248L249 237L246 236ZM3 236H4V235H3ZM9 236H10V234H9ZM11 236H10V237H11ZM80 236H81V235H79V237H80ZM115 236H116V235H115ZM149 236L152 237V235H149ZM156 236H157V235H156ZM156 236H155V237H156ZM158 236H157V237H158ZM162 236H163V235H162ZM164 236H165V235H164ZM195 236H196V235H194V237H195ZM205 236H206V235H205ZM213 236H214V235H213ZM254 236H255V237H254ZM259 236H260V235H259ZM17 237H18V236H17ZM17 237H16V238H17ZM146 237H147V236H146ZM160 237H161V236H160ZM160 237H159V238H160ZM167 237H168V236H167ZM171 237H173V236H171ZM201 237H202V236H201ZM214 237H215V236H214ZM214 237H212V240L214 239ZM6 238H8V237H6ZM19 238H17V239H19ZM70 238H71V237H70ZM141 238H142V237H141ZM141 238H140V240H141ZM153 238H154V236H153ZM153 238H152V239H153ZM161 238L163 239V237H161ZM165 238H166V237H165ZM169 238H170V236H169ZM169 238H168V239H169ZM198 238H199V237H198ZM198 238H197V236L195 237V239H198ZM206 238H207V236L205 237V239H206ZM208 238H209V236H208ZM216 238H217V237H216ZM216 238H215V239H216ZM231 238H232V237H230V239H231ZM241 238H242V237H241ZM243 238H244V236H243ZM9 239H10V238H9ZM21 239H22V240H21ZM74 239H76V236H75ZM78 239H80V238H77L76 240H78ZM142 239H143V238H142ZM150 239H151V238H150ZM170 239H171V238H170ZM170 239H169V240H170ZM190 239H194V238L192 237V238H190ZM199 239H201V238H199ZM202 239H203V237H202ZM221 239H222V238H221ZM223 239H225V238H223ZM233 239H234V238H233ZM260 239H261V238H260ZM263 239H264V238H263ZM68 240H69V239H68ZM72 240H73V238H72ZM140 240H139V241H140ZM155 240H157V239H155ZM155 240H154V241H155ZM160 240H161V239H160ZM166 240H167V239H166ZM169 240H168V242H169ZM188 240H189V239H188ZM203 240H204V239H203ZM207 240H208V239H207ZM210 240H211V238H210ZM218 240H219V239H218ZM228 240H229V239H228ZM250 240H251V239H250ZM6 241H8V240L6 239ZM141 241H142V240H141ZM145 241H146V240H145ZM154 241H153V243H154ZM172 241H173V239H172ZM172 241H171V242H172ZM174 241H175V240H174ZM223 241H224V240H223ZM233 241H234V240H233ZM255 241H254L253 243H255V246H256V244H258V243H256ZM8 242H9V241H8ZM13 242H14V241H13ZM18 242H19V240H18ZM21 242H20V243H21ZM78 242H79V240H78ZM147 242H148V241H147ZM150 242H151V241H150ZM150 242H149V243H150ZM193 242H194V241H193ZM204 242H205V241H204ZM258 242H261V241H258ZM16 243H17V242H16ZM20 243H19V244H20ZM75 243H76V242H75ZM138 243H139V242H138ZM142 243H143V242H142ZM153 243H152V244H153ZM158 243L160 244V242H158ZM158 243H157V244H158ZM222 243H224V242H221V244H222ZM229 243H231V242H229ZM7 244H9V243H7ZM11 244H12V243H11ZM115 244H116V243H115ZM140 244H141V243H140ZM154 244H156V243H154ZM219 244H220V243H219ZM14 245H15V243H14ZM143 245H145V244H143ZM258 245H259V244H258ZM11 246H12V245H11ZM17 246H18V245H17ZM17 246H16V247H17ZM19 246H20V245H19ZM136 246H138V244H137ZM145 246H146V245H145ZM151 246H152V245H151ZM154 246H155V245H154ZM160 246H161V245H160ZM191 246H193V249L195 250V254H196L195 257L198 256V257H197V264H206L204 261H206V262H208V263H211V262H212V261L209 259L208 256H207V258H208V260H207V258L205 257L204 253L202 252V248H206L207 246H204V247H203V246H200V245H198V244H196V247H194V244H193V245L191 244ZM219 246H220V245H219ZM219 246H218V247H219ZM7 247H9V245H8ZM13 247H14V246H13ZM13 247H12V249H14ZM134 247H135V246H134ZM141 247H143V246H141ZM201 247H202V248H201ZM222 247H223V245H222ZM10 248H11V247H10ZM10 248H9V249H10ZM128 248H129V247H128ZM152 248H153V246H152ZM209 248H212V247H209ZM7 249H8V248H7ZM12 249H11V250H12ZM143 249L146 250L145 247H143ZM147 249H148V248H147ZM206 249H208V248H206ZM212 249H213V248H212ZM214 249H215V248H214ZM225 249H226V247H225L224 249H222V251H223L222 254H216V253L214 254V253L210 252V250H209V251L207 250V252H209L210 254L212 253L211 255L214 256V257L212 256L213 258L211 257L212 260H213L214 258L220 260L219 262H216L217 264H219V263H221V262H222L221 264H234L236 261H237V263L241 264V263L244 261V259H243V261L241 260L242 258H241V256H240L239 254L237 255V253H240L241 251H237V252L234 251V252H236V255L233 254V255H231V256H228V255L225 253V252H226ZM131 250H132V249H131ZM165 250H166V249H165ZM226 250L228 251V249H226ZM6 251H7V250H6ZM6 251H4V254H6ZM15 251H16V249H15ZM19 251H20V250H19ZM25 251H26V250H25ZM134 251H135V248H134ZM134 251H133V252H134ZM244 251L247 252L246 249H244ZM10 252H11V251H10ZM10 252H9V253H10ZM13 252H14V251H13ZM21 252H22V251H21ZM26 252H28V251H26ZM47 252H48V251H47ZM131 252H132V251H131ZM231 252H232V251H231ZM231 252H230V253H231ZM19 253H20V252H19ZM23 253H24V251H23ZM38 253H40V254L38 255ZM118 253H119V252H118ZM134 253H135V252H134ZM193 253H194V252H193ZM12 254H13V253H12ZM14 254H15V253H14ZM17 254H18V253H17ZM21 254H22V253H21ZM32 254H30V255H32ZM123 254H124V253H123ZM206 254H207V253H206ZM210 254H209V256H210ZM10 255H11V253H10ZM25 255H26V254H25ZM27 255H28V254H27ZM121 255H122V253H121ZM132 255H133V254H132ZM207 255H208V254H207ZM261 255H262V254H261ZM0 256H1V254H0ZM20 256H21V255H20ZM28 256H29V255H28ZM34 256H35V255H34ZM43 256H44V255H43ZM43 256H42V258H43ZM125 256H126V254H125ZM238 256H239V257H238ZM263 256H264V255H263ZM263 256H262V257H263ZM3 257H4V256H3ZM6 257H8V254H7ZM6 257H5V258H6ZM17 257H18V255H17ZM31 257H33V255L30 256V258H31ZM203 257H204V258H203ZM237 257H238V258H237ZM257 257H260V256L257 255ZM5 258L2 259V257H1V260H2V261H0L1 264H3L2 262H4V264L6 263V261H3V260H5ZM23 258H24V257H23ZM25 258H26V257H25ZM116 258H117V257H116ZM118 258H119V257H118ZM205 258H206V260H205ZM240 258H241V259H240ZM13 259H14V258H13ZM16 259H17V258H16ZM28 259H29V258H28ZM28 259H27V260H28ZM34 259H35V258H34ZM44 259H45V258H44ZM120 259H121V258H120ZM237 259H238L240 262H241V261H242V262H241V263L238 262ZM257 259H259V258H257ZM260 259L262 260V264H264V257H263V258L260 257ZM6 260H8V259H6ZM18 260H19V257H18ZM40 260H41V259H40ZM45 260H46V259H45ZM45 260H44V261H45ZM218 260H217V261H218ZM246 260H247V258H246ZM249 260H250V258H249ZM249 260H247V261H248L247 263H248V264H251V263H249V262H251V261H249ZM251 260L253 261L254 258L251 259ZM11 261H12V260H11ZM11 261H10V263H11ZM19 261H20V260H19ZM23 261H24V260H23ZM32 261H33V260H32ZM42 261H43V260H42ZM44 261H43V262H44ZM209 261H210V262H209ZM20 262H21V261H20ZM24 262H25V261H24ZM37 262H38V261H37ZM37 262H36V263H37ZM40 262H41V261H40ZM213 262L215 263V260H213ZM255 262H256V260H255ZM258 262L260 263V260H259ZM258 262H257V264H258ZM13 263H15V259H14V262H13ZM18 263H19V262H18ZM21 263H22V262H21ZM28 263H29V260H28ZM32 263H33V262H32ZM237 263H235V264H237ZM244 263H245V261H244ZM244 263H243V264H244ZM247 263H246V264H247ZM7 264H9V262H8ZM19 264H20V263H19ZM33 264H35V263H33ZM42 264H43V263H42ZM128 264H130V263H128ZM252 264H253V263H252ZM260 264H261V263H260Z\"/></svg>", "mask_w": 264, "mask_h": 264}]
</instances>
